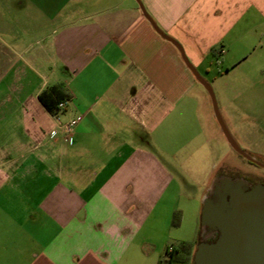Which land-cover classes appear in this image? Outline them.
Returning a JSON list of instances; mask_svg holds the SVG:
<instances>
[{
    "label": "crops",
    "instance_id": "0c3cea01",
    "mask_svg": "<svg viewBox=\"0 0 264 264\" xmlns=\"http://www.w3.org/2000/svg\"><path fill=\"white\" fill-rule=\"evenodd\" d=\"M139 1L212 91L264 94V0ZM210 102L135 0H0V264H166L199 241L180 201L186 162L222 147Z\"/></svg>",
    "mask_w": 264,
    "mask_h": 264
},
{
    "label": "water",
    "instance_id": "95a60500",
    "mask_svg": "<svg viewBox=\"0 0 264 264\" xmlns=\"http://www.w3.org/2000/svg\"><path fill=\"white\" fill-rule=\"evenodd\" d=\"M154 31L178 50L185 66L206 89L214 117L230 147L245 160L264 168L241 151L226 130L212 90L189 63L176 41L165 35L150 19L141 2L135 0ZM202 235L192 256L193 264H264V186L249 185L241 178L217 176L202 202ZM212 238L213 241L206 240Z\"/></svg>",
    "mask_w": 264,
    "mask_h": 264
},
{
    "label": "rangeland",
    "instance_id": "374dc122",
    "mask_svg": "<svg viewBox=\"0 0 264 264\" xmlns=\"http://www.w3.org/2000/svg\"><path fill=\"white\" fill-rule=\"evenodd\" d=\"M239 91L240 93L233 97L216 93L217 90L215 92L213 90L212 93L220 118L234 142L241 151L264 165V94L261 89L247 91L239 87ZM216 125L220 129L217 121ZM220 139L222 147L217 148L214 159L201 158L186 162V167L194 173L182 178V194L190 196L189 205L186 200L180 201L185 205L183 236H193L195 227L199 224L196 214L201 211L200 197L212 177L233 175L240 178L243 174H249L264 178V168L245 160L236 153L222 132ZM213 163H215L214 168L210 169ZM196 170L199 174H195ZM187 187L190 188L189 192H187ZM196 241L198 243L197 239Z\"/></svg>",
    "mask_w": 264,
    "mask_h": 264
},
{
    "label": "trees",
    "instance_id": "16d2710c",
    "mask_svg": "<svg viewBox=\"0 0 264 264\" xmlns=\"http://www.w3.org/2000/svg\"><path fill=\"white\" fill-rule=\"evenodd\" d=\"M68 95L57 86H50L42 90L38 95L39 102L52 114L57 111L59 102L68 100ZM234 177V176H233ZM179 211L174 212L172 223L177 225ZM213 241V239H209ZM196 242L180 241L170 251L166 250L163 261L166 264H193L192 256Z\"/></svg>",
    "mask_w": 264,
    "mask_h": 264
},
{
    "label": "built area",
    "instance_id": "2783aa9c",
    "mask_svg": "<svg viewBox=\"0 0 264 264\" xmlns=\"http://www.w3.org/2000/svg\"><path fill=\"white\" fill-rule=\"evenodd\" d=\"M66 103H67L66 100L59 102L58 105H57V111L63 110L65 108V106H66ZM55 114L56 113H54V115ZM55 118H56L57 122L59 123V119L56 116H55ZM80 118H81L80 116H77V117H75L74 119L70 120L68 123H66L64 125V131H65L66 134H68V135L71 134L74 125L80 120ZM50 135L54 136L55 135V131L52 130L50 132Z\"/></svg>",
    "mask_w": 264,
    "mask_h": 264
},
{
    "label": "flooded vegetation",
    "instance_id": "af4514ba",
    "mask_svg": "<svg viewBox=\"0 0 264 264\" xmlns=\"http://www.w3.org/2000/svg\"><path fill=\"white\" fill-rule=\"evenodd\" d=\"M228 177H231V178H238V177H233V175H226ZM240 178L242 180H244L247 184L249 185H253V184H261L264 186V178H259V177H255V176H252V175H249V174H243L240 176ZM211 238H207L206 240H209Z\"/></svg>",
    "mask_w": 264,
    "mask_h": 264
}]
</instances>
